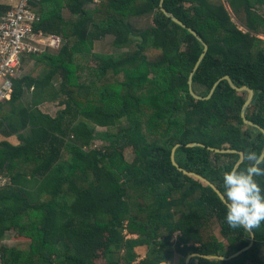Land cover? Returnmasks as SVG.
<instances>
[{"label": "trees", "instance_id": "obj_1", "mask_svg": "<svg viewBox=\"0 0 264 264\" xmlns=\"http://www.w3.org/2000/svg\"><path fill=\"white\" fill-rule=\"evenodd\" d=\"M214 1H164V9L209 47L193 78L194 92L207 98L218 81L230 77L237 87L255 92L246 116L264 128V40L258 37L264 34V0H226L247 32ZM160 4L40 0L35 6L41 19L35 32L59 37L63 46L31 57L33 69L14 81L11 101L0 104V131L21 139L18 146L0 144V176L40 184L32 200L19 188L0 189V242L10 229L28 242L11 249L0 244L1 263L134 264L138 255L128 235L146 245L136 264L196 253L230 255L251 243L250 233L227 224L226 207L214 190L180 172L171 155L181 144L177 163L223 192V173L240 156L187 145L262 153L264 134L251 127L243 131L248 94L227 82L211 100L193 99L189 79L204 48L166 18ZM67 11L74 21L65 19ZM145 16H154V25L135 44L131 20ZM106 37L113 39L114 52L94 53ZM30 91L32 103L24 106ZM58 99L56 117L39 110ZM96 127L106 129L99 138L110 139L100 149L92 148ZM127 148L134 154L131 163L123 155ZM257 180L264 188V176ZM253 232V247L240 257L193 258L190 264H264V222Z\"/></svg>", "mask_w": 264, "mask_h": 264}, {"label": "built area", "instance_id": "obj_2", "mask_svg": "<svg viewBox=\"0 0 264 264\" xmlns=\"http://www.w3.org/2000/svg\"><path fill=\"white\" fill-rule=\"evenodd\" d=\"M16 1V7L0 14V104L11 101L14 81L20 78L31 57L59 51L63 46L59 37L35 32L34 26L41 20L35 8L40 0ZM102 1L92 0V6ZM10 184L9 176H0V189Z\"/></svg>", "mask_w": 264, "mask_h": 264}, {"label": "clouds", "instance_id": "obj_3", "mask_svg": "<svg viewBox=\"0 0 264 264\" xmlns=\"http://www.w3.org/2000/svg\"><path fill=\"white\" fill-rule=\"evenodd\" d=\"M241 165H244L241 167ZM264 153L248 151L223 173L222 197L226 207V222L252 233L264 222V188L257 177L264 176Z\"/></svg>", "mask_w": 264, "mask_h": 264}, {"label": "water", "instance_id": "obj_4", "mask_svg": "<svg viewBox=\"0 0 264 264\" xmlns=\"http://www.w3.org/2000/svg\"><path fill=\"white\" fill-rule=\"evenodd\" d=\"M164 1L165 0H161V4H160V10L163 13V15L166 18L170 19L177 26H179L182 29L188 31V33H190L200 44H202V46L204 48V52L201 55L198 63L195 66V69H194V71L191 74L190 79H189V92H190V95L193 97V99L196 100V101H201V102L209 101V100L212 99V97H213L215 91L217 90V88L219 87V85L222 82H227L229 84L230 88L233 91H235L237 93H240V94H242V93H247L248 94V100L246 101V103H245V105H244V107L242 109V114H241V117H242V120H243L244 124L248 125L251 128L257 129V130H259L260 132H262L264 134V128H262L258 124L252 123L251 121H249L247 119V116H246L249 107L252 105V103H253V101L255 99V92L253 90H251L250 88H248V87L239 88V87H237L234 84V82L231 80L230 77H225L222 80L218 81L214 85L213 89L211 90V92H210V94H209V96L207 98L200 97V96H198L194 92V89H193V78H194L195 74L197 73V71L199 70L202 62L206 58V56L208 54V51H209V47L204 42V40L194 30L187 28L181 21H179L176 17H174V15L168 13L164 9ZM180 147H181V144H178L172 150L171 159H172L173 165L180 172H182L184 175L189 176V177H192V178H195V179L201 181L202 183H204L205 185L209 186L210 188H212L214 190V192L219 196V198L223 202V197L221 195L222 192L220 191V189L214 183H212L210 180H208L204 176H201V175H199L197 173L190 172V171H187V170L183 169L177 163V161H176V151ZM187 147H190V148H194V147L207 148L210 152H213L215 154H238L240 156L242 153H244L242 151H237V150H232V149H217V148H213V147H206L204 144H201V143H191V144H188ZM262 153H264V150H263ZM250 235H251V243L249 244V246H247L246 248H244V249H242L240 251H237V252L233 253L230 256H223V255H218V256L217 255H203V254L196 253V254L189 255L187 257V259H186L185 264H190L193 258H202V259L209 260V261H227V260H230L231 261V259L234 260V259L240 257L241 254L243 255L244 252L247 253V251L250 250L253 247V245L255 243V234H254V232H252V233H250Z\"/></svg>", "mask_w": 264, "mask_h": 264}, {"label": "rangeland", "instance_id": "obj_5", "mask_svg": "<svg viewBox=\"0 0 264 264\" xmlns=\"http://www.w3.org/2000/svg\"><path fill=\"white\" fill-rule=\"evenodd\" d=\"M214 2L217 3V4L219 2L224 4V6L227 8L229 14L231 15L232 21L241 30H243L244 32H247V29L242 24L241 19L236 15L235 12H233V10L231 9L230 5L226 2V0H215ZM260 13L264 15V9L261 10ZM154 19H155L154 16H145V17H142L140 19L131 20L132 30H133V32L135 34V37H133L131 39V41L136 44L137 38H138V34L140 32L149 30L154 25V23H153ZM68 20H70V22H72V21L75 20V18L71 17ZM258 37H260V38H262L264 40V34H258ZM112 40L113 39L111 37H106L102 41H100L99 43H96L95 47H94V53H110V52L113 53L114 50L111 47ZM133 49H135V45L134 44H132V46L129 47L130 51H132ZM29 66H31V67L29 68ZM33 67H34V64L29 63V64H26L23 69H25V71H27L26 72V74H27V73L30 72L29 69L32 70ZM58 85H59V83L57 84V86ZM242 94L243 95H247V93L246 94L242 93ZM246 98L248 100V95L246 96ZM241 128L243 129V131H246V130L249 129V126L244 124V125L241 126ZM105 132H106V129H104V128H99V127L95 128V133H94L95 139H94V141L92 143V148L100 149V148H102V146L104 144H106L105 142H108L110 140L108 137H105L104 140L99 138L100 135L102 136L103 134H105ZM123 155H124V158L126 159V161L129 162V163H131L134 160V154L132 153V151L129 148L124 150ZM213 225H214V230H215L217 236L221 240H223V237L221 236V227L219 226L217 221H215L213 223ZM127 239H130L132 241V245L134 246L133 247L134 248L133 252H135L138 255L136 261L134 262V264H136L140 260H142L144 258V256L146 255V245H145L144 242H141L136 236L128 235ZM261 247H262L261 248V259H264V248H263V246H261ZM228 254H230V253H228ZM232 254H230V255H232ZM230 255H223V256H230ZM116 258L117 257H115L114 259H116ZM185 262H186V259H184L183 256H180V257L179 256H175L172 259H170L169 261L163 262L161 264H183ZM253 264H255V263H253Z\"/></svg>", "mask_w": 264, "mask_h": 264}, {"label": "crops", "instance_id": "obj_6", "mask_svg": "<svg viewBox=\"0 0 264 264\" xmlns=\"http://www.w3.org/2000/svg\"><path fill=\"white\" fill-rule=\"evenodd\" d=\"M17 6L16 0H0V14L6 13L7 11L11 10L13 7ZM64 17L67 21L69 18H71V14L67 11L64 12ZM142 18V17H141ZM140 19V18H137ZM31 66H29L30 68ZM29 71H31L29 69ZM25 69L22 71V75H26ZM33 91L26 92L24 99H23V105L29 106L32 103V96ZM62 102L61 100H56L54 102H45L39 110L45 115H49L51 117H56L58 113L61 111V107L59 106V103ZM8 142L14 146H18L21 144L20 134H10L6 135L3 132L0 131V144L2 142ZM8 176V175H7ZM12 180V179H11ZM40 184L37 180L31 179V178H18V180L14 183L12 181V184L5 188H19L20 194L23 195L24 198L28 199L30 198L32 200V193L36 191V188H39ZM29 199V200H30ZM17 229H10L6 231L3 240L0 242V244L6 246L7 248H16V247H26L28 245V242L24 241L23 239L17 238ZM3 264V262L1 263Z\"/></svg>", "mask_w": 264, "mask_h": 264}]
</instances>
